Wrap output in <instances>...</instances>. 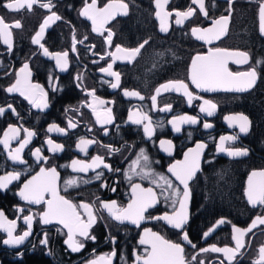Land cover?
<instances>
[{
    "label": "flooded vegetation",
    "instance_id": "obj_1",
    "mask_svg": "<svg viewBox=\"0 0 264 264\" xmlns=\"http://www.w3.org/2000/svg\"><path fill=\"white\" fill-rule=\"evenodd\" d=\"M6 2L10 0H0V17L9 24L19 21L21 27L9 29L12 33L11 51L0 41V106L6 108L4 116L0 117V139L10 125L21 129L20 140L26 138L24 129L33 131L35 135L21 152L25 164L8 159V151L0 145V175L14 170L23 172L28 167L34 173L40 166H55L59 173L60 193L76 204L87 202L94 205L96 220L89 230L95 240L75 237L85 245L77 252L71 251L65 243L67 229L63 225L55 222L42 225L38 217H34L32 235L22 245L3 244L7 234L0 231V264H88L100 257H106L111 264H134L136 255H145L146 246L139 244L144 227L151 228L173 242L181 243L189 260L196 256L191 264H199L200 261L203 264H229L223 253H197L199 249L212 246L235 249L233 236L237 233L233 232V226L247 229L258 215L264 216V206L257 205L254 208L245 194L251 173L264 171V35L259 30V7L264 0H234L227 30L223 37L215 40L217 42L214 45L197 40L192 35V28L206 29L212 26L211 19L227 16V0H204L208 18L199 11L198 5L192 4V0H168L162 12V15L171 13L166 21V32L160 31V20L156 16L160 9H157L155 0H97L98 8L110 2H122L128 6L126 15L117 11L115 17L104 25L102 35L93 32L91 21L79 15L85 6V0H51L54 5L51 11L40 6L49 3V0H38L31 9L25 6L19 11L4 8L2 5ZM87 3L90 4L91 0H87ZM189 7L194 10V14L177 24L175 12L188 11ZM53 12L61 19L50 22L40 44L53 54L68 51L67 70L63 72L56 67L55 60L43 55L40 45L32 43L44 20ZM109 31L113 34L111 47L106 43ZM73 35L77 41L83 40V43L76 44V52L71 51ZM145 40L148 43L131 61L118 58L113 62L109 55L115 53L117 45L130 50ZM215 47L247 53V63L237 65L230 62L229 67L233 71L254 68L257 80L253 88L244 92H199L191 86L187 79L191 59L197 54H207L209 48ZM116 55L122 56L121 53ZM25 62L29 64L31 82L40 84L47 93L45 100L48 107L43 110L33 107L18 93L5 91L6 87L15 83V73ZM108 63H113L112 71L120 76L119 87L116 89L110 87L111 83L116 82L115 77L100 71ZM180 80L189 83V91L202 99H193L190 106L182 92H166L161 89L157 95L155 90L161 85ZM125 90L139 92L144 99L126 97L123 94ZM88 92H94L97 100L105 103H97ZM154 95L157 100L155 109L151 106V97ZM204 99L216 105L212 116L199 110ZM85 104L90 106H84ZM165 106H171V110H159ZM93 107L100 114L101 120L106 118V110L110 108L112 122L103 125L98 123ZM12 109H15L19 119ZM141 111L152 121L150 138L144 132L147 121L144 124H133L128 119L130 113ZM185 115L196 117L198 123H178L180 131H175L171 122L177 116ZM235 115L248 117L249 128L246 133L239 132L238 127H229L225 117ZM69 123L75 127H69ZM205 123L212 126L205 128ZM52 124L64 131L49 132ZM221 136H235L236 139L225 141L221 145ZM82 138L93 141L86 146L87 154L77 147ZM49 139L54 144L62 145V151H49ZM20 140H13L9 150L17 148ZM161 141H170L171 146L167 143L161 145ZM197 143L204 144L205 147L200 155L201 171L190 181L189 219L184 226L196 248L183 241L180 231L163 222L143 223L137 229L127 222L121 224L114 220L101 207V201H115L117 206L127 205L130 185L125 173L140 157L141 149L148 156V168L145 170L174 180L167 171L169 166L177 160H183L184 154L195 148ZM221 146L225 148L224 152L220 151ZM37 148L42 149L41 155L47 158L46 164L38 165L35 157L30 154V151L34 152ZM237 148L247 150L248 154L238 157L227 155V150ZM96 156L102 157L112 169L120 171H109L103 165L94 171H73V160L90 163L91 158ZM144 164L145 161L141 158L135 171L139 172ZM100 172L104 173L101 180L91 179ZM21 180H24L23 176ZM68 180H76L79 186L69 187L64 192V182ZM86 180L91 182L83 183ZM102 182L106 186H101ZM133 182L141 183L143 187H153L159 196L160 188L150 185L147 180H140L139 176L134 175ZM18 188L19 184L13 181L6 190L0 189V211H3L7 219L17 220L14 235L26 230V225L22 219H17L18 216L40 213L42 208L29 206L21 201L16 195ZM111 188H115V191L110 190ZM168 194L167 191L164 193ZM159 199L161 203L150 209L153 215L170 211L163 202V197L159 196ZM18 206L25 211L17 212ZM29 208L31 211H28ZM205 210L207 211L204 212ZM205 232L210 234L204 237ZM45 233L48 243L42 245ZM113 238L115 243L111 242ZM241 241L244 246L237 251L231 264H264L259 251L264 246V224L257 222ZM113 251L115 256H111Z\"/></svg>",
    "mask_w": 264,
    "mask_h": 264
},
{
    "label": "snow or ice",
    "instance_id": "obj_2",
    "mask_svg": "<svg viewBox=\"0 0 264 264\" xmlns=\"http://www.w3.org/2000/svg\"><path fill=\"white\" fill-rule=\"evenodd\" d=\"M38 0H10V2L4 3L2 6L9 11H19L21 8L27 6L28 9H31L33 4H36ZM157 9L160 11L156 12L157 18L160 20V31L166 32L167 28V18L171 13H163L164 6L168 3V0H155ZM228 3V15L220 16L218 19H211V27L206 29L201 28H192V35L196 37L197 40L203 41L205 44H212L215 40L219 39L226 31V26L231 18L232 4L234 0H227ZM192 4L198 5L199 11L208 18V13L205 10L204 0H192ZM41 7L51 11V8L54 5L49 0V3H44L40 5ZM127 4L122 2L117 3H107L102 8L97 7V0H91V3L88 4L85 0V6L79 12V15L85 17L87 20L91 21L92 31L98 34H103L101 29L104 28V25L111 19H113L119 11L122 14H127ZM71 8V5H69ZM194 14V10L189 7L188 11L175 12L177 17L176 23L181 24L183 20L191 17ZM61 17L56 13H52L48 16L43 24L40 26L39 31L36 33L35 37L32 39L33 44L40 45L43 48V55L50 57L55 60L56 67L59 68L61 72L67 70L68 64V51L50 53L47 48L40 44V40L45 32L46 27L49 26L50 22L55 20H60ZM20 28L21 23L16 21L14 24L6 23L3 17H0V41H3L5 45L8 46L9 51H11V37L12 33L9 31L10 28ZM259 30L261 35H264V3L260 4L259 7ZM112 32H108L106 38V43L109 47L112 46ZM86 40L87 37L85 36ZM83 43V40L77 41L75 35H73V42L71 46V51L76 52V44ZM148 41L145 40L138 47L134 49H124L120 46L115 47V53H109L112 56L113 62L118 58H124L129 61L134 59L137 54L140 53L141 49L144 48L145 44ZM116 53H121L122 56L118 57ZM103 58V57H101ZM234 64H243L248 62V55L242 51H228L220 47L209 48L207 54H197L191 59L190 73L187 77L190 81L191 86H194L199 92H244L255 86L257 80V72L253 68L246 71H233L229 67V63ZM93 63H98V61H93ZM113 63H108L107 67H102L101 72L105 73L108 76L115 77V83H111L110 87L116 89L119 87L120 76L117 72L112 71ZM16 79L15 83L11 86L6 87L5 91L8 93H18L25 100H27L33 107L40 108L41 110L48 107V104L45 100L47 93L44 88L41 87L38 83H32L30 80L31 72L29 71V64L27 62L23 63L22 67L18 72L15 73ZM189 83L185 81H174L168 82L161 85L155 91L160 94L161 89L166 92H182L183 95L187 97L188 104L191 106L193 99H202L199 95H194L192 91H189ZM55 90V89H54ZM88 95H91L97 103L103 105L105 101L97 100L94 92H88ZM124 96L126 97H135L140 100H143L144 97L136 91H124ZM152 108H156V95L151 97ZM84 106H90L85 104ZM11 108V105H8ZM216 108V105L212 101L204 99L203 106L200 107L201 113H206L208 116L213 115V111ZM160 111H170L171 106H165L159 109ZM93 113L97 115V122L103 124L111 123L113 118L111 115V109L106 110V118L101 120L100 114L96 112V108H92ZM6 112V108L0 106V117H3ZM12 112L15 113V109H12ZM17 118L19 119L18 114ZM129 121L133 124H144V132L149 138L152 135V121L149 116L144 114L142 111L140 113H130L128 117ZM225 119L229 123V127H238L239 132L246 133L249 128V120L247 116L244 115H235L228 116ZM172 127L175 131H180L178 123L184 124H197L198 120L193 116H177L172 122ZM69 127H75L74 124L69 123ZM205 128H210L212 125L205 123L203 125ZM56 130L58 132H63V129L58 128L55 124L48 129L49 132ZM21 129L13 126H9L6 131L3 132V138L0 139V145L3 146V149L8 151V159L14 163L25 164L26 161L21 158V152L23 149L30 143V139L35 135L33 131L24 129L26 132V138L20 140ZM107 134V133H105ZM235 136H221L220 142L221 145L225 141H235ZM13 140H20L19 146L14 150L10 149V143ZM92 140L81 139L80 143L77 145L81 152L87 154L86 146L91 145ZM167 143L171 146L170 141H161V145ZM49 145V151L58 152L62 151V145L54 144L51 139L47 141ZM205 147L204 144L197 143L195 148L189 149L188 152L184 154L183 160H177L172 163L168 172L171 173V176L174 177L170 179L169 177L163 174H157L150 170H145L148 168L147 161L148 156L144 153V150L141 149L140 157L134 161L133 167L125 173L126 179L130 185V194L129 202L126 206H117L115 201L110 203L101 201V207L107 210L108 214L116 221L121 224L127 222L128 224L134 225L137 229L141 228L143 223L147 222H163L164 224L170 226L173 229L180 231L183 241L187 245H191L192 248H196V245L193 244L187 232L184 230V226L187 224L189 219L188 213V204L190 199V181L196 176V174L201 171L199 167V160L201 155V150ZM221 152L225 151V148L221 146ZM42 149L37 148L34 152L30 151V154L35 157L36 163L38 165L46 164L47 158L41 155ZM169 154H171L169 152ZM248 154L245 149H235L227 150V155L230 157L246 156ZM145 161V164L141 167L139 172L135 171V166L139 164L140 159ZM103 165L105 169L109 171H120L119 169H112L111 166L104 162L103 158L96 156L91 158L90 163H84L80 160L72 161V169L76 172H87L89 169L93 171ZM104 173H97L95 177L91 178L92 180H101ZM139 176L140 180H147L150 185H155L157 188H160L159 196L163 197V202L166 204L167 208L170 211H165L162 214L153 215L150 212V209L156 207L158 203H161L158 194L154 191V188L143 187L141 183H134L133 176ZM24 177V180H21V177ZM58 180L59 173L55 166L45 167L40 166L38 171L33 173L31 167L25 168L23 172L21 171H12L6 175H0V189H7L8 185L13 181L19 184L18 191L16 195L19 196L21 201H24L29 206H42L40 213H32L29 215L18 216L17 219H22L23 224L26 225V230L22 231V234L14 235L17 229V220H9L5 217L3 211H0V231H3L7 234V238L3 239V244L11 246L22 245L25 240L32 235L33 221L34 217H38L39 223L42 225H50L54 222L59 225H63L67 229V240L65 243L69 246L71 251L77 252L84 248V243L81 240L75 239V237H81L83 240H95V237L90 235V228L95 223L96 217L93 214L94 205H90L87 202H81L79 204L74 203L69 198H66L62 195L58 189ZM91 180L83 181V183H90ZM175 182H178L176 184ZM76 180H68L64 182L63 191L67 192L69 187H78ZM101 186H106L103 184ZM182 186V187H180ZM110 190L115 191V188ZM168 192V195H164L165 192ZM246 196L249 204L254 208L257 205L264 206V171H253L248 178V187L246 190ZM97 199H99L97 197ZM24 208L17 207V212L23 213ZM28 211H31L29 208ZM84 217H87L86 219ZM224 221H220L223 223ZM257 222L259 224H264V216L258 215L255 220H253L252 225L247 229H239L233 226V232L237 235L233 236V240L236 243V248H219L212 246L211 248L199 249V252H217L223 253L225 258L231 264V261L235 257L237 251L242 248L244 245L241 241V238L247 234V232L252 231V228L256 226ZM57 231H60L57 229ZM142 235L139 239V244L146 246L144 251L145 255L140 256L136 255L134 264H191V261L196 260V256H192L189 260L185 256V247L179 242H173L167 239L165 236L159 234L156 231H153L151 228L144 227L142 228ZM210 233L205 232L203 235L207 237ZM115 243L114 238L111 241ZM47 235L44 234V238L41 240L42 245H47ZM261 253V260L264 261V246L259 249ZM22 256L23 254L20 253ZM116 253L113 251L111 256H115ZM111 264V261L106 257H100L99 260L93 259L89 261L88 264ZM127 264V262H125ZM199 264H203V261H200ZM223 264V262H221Z\"/></svg>",
    "mask_w": 264,
    "mask_h": 264
},
{
    "label": "water",
    "instance_id": "obj_3",
    "mask_svg": "<svg viewBox=\"0 0 264 264\" xmlns=\"http://www.w3.org/2000/svg\"><path fill=\"white\" fill-rule=\"evenodd\" d=\"M226 30H227V26H226ZM224 36V34L222 35V37ZM217 41H214L212 44L210 45H214ZM207 46V45H206ZM201 160V159H200ZM200 160H199V163H200Z\"/></svg>",
    "mask_w": 264,
    "mask_h": 264
},
{
    "label": "trees",
    "instance_id": "obj_4",
    "mask_svg": "<svg viewBox=\"0 0 264 264\" xmlns=\"http://www.w3.org/2000/svg\"><path fill=\"white\" fill-rule=\"evenodd\" d=\"M207 210H205L204 212H206Z\"/></svg>",
    "mask_w": 264,
    "mask_h": 264
}]
</instances>
